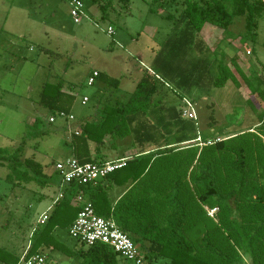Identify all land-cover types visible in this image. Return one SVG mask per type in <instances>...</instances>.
<instances>
[{
	"label": "rangeland",
	"instance_id": "374dc122",
	"mask_svg": "<svg viewBox=\"0 0 264 264\" xmlns=\"http://www.w3.org/2000/svg\"><path fill=\"white\" fill-rule=\"evenodd\" d=\"M82 1L84 16L74 23L66 0H0V148L12 152L25 140L23 157L44 165L70 156L64 145L69 132L60 126L62 120L48 123L46 111L35 104L43 84L57 79L74 96L71 112L78 121L92 117L97 108L114 105L116 99L125 102L146 71L157 76V92L145 124L167 142L184 138L191 140L186 145L194 147L197 136L202 142L222 139L257 123L264 103L249 94L232 62L236 59L250 78L264 75V18L258 21L254 40L246 36L244 18L234 16L225 33L206 24L201 33H193L191 45L182 46L184 24L179 23L184 0H128L127 4L101 0L109 6L104 18L98 4ZM108 27L112 35L107 34ZM198 43L200 47H195ZM218 64L229 67L239 89L231 83L213 86ZM94 69L118 80L117 88L100 80L87 86ZM83 97L88 98L85 104ZM184 99L194 102L197 125L182 117ZM35 118L42 121L33 129ZM47 172L53 176L51 185L19 186L6 181L8 169L0 165V247L21 255L40 215L52 212L61 192L55 181L60 179L54 167ZM68 228V223L59 226L53 234L72 248L76 243ZM46 254L54 264H82L58 250Z\"/></svg>",
	"mask_w": 264,
	"mask_h": 264
},
{
	"label": "trees",
	"instance_id": "16d2710c",
	"mask_svg": "<svg viewBox=\"0 0 264 264\" xmlns=\"http://www.w3.org/2000/svg\"><path fill=\"white\" fill-rule=\"evenodd\" d=\"M91 1L98 4L104 18L109 6L101 4V0ZM181 6L179 25L184 24V30L179 40L182 37V46L191 45L193 33H200L206 24L225 33L234 16L244 18L246 36L254 40L258 21L264 18L263 0H184ZM198 46L199 43L195 47ZM198 51L202 52L203 47ZM232 65L250 95L264 102V75L250 78L243 74L236 59ZM217 72L212 81L214 87L231 83L235 89L240 88L236 76L227 66L218 64ZM157 79L146 71L128 100L106 105L98 122L75 121V117L73 121H64L66 125L75 122L69 127L72 129L69 149L70 157L79 163L106 162L93 156L89 147L94 143L99 150L106 138L131 137L139 153L122 169L96 185H62L55 181L61 188L62 197L54 203L46 223H37L28 229V245L21 255L0 247V263L17 264L23 254L29 258L58 250L67 257L79 259L82 264H126L106 245L86 246L75 241L76 245L68 248L53 234L59 226L68 223L70 227L81 206L89 202L97 216L115 221L130 238L143 255V264H264V110L257 114L256 126L247 131L201 141L204 144L201 147L185 145L179 152L178 148H163L144 155L143 147L157 145L164 139L162 135L155 136L152 126L149 129L145 124L149 103L157 92ZM97 80L116 88L119 84L118 80L109 79L102 73ZM74 101L73 95L63 92L60 81L43 84L37 105L46 111V116L56 112L71 114ZM246 103L253 108L249 100ZM41 121V118H35L31 127L37 128ZM180 139V142L191 141ZM24 148L25 140L12 152L0 148V165L8 169L6 181L19 186L30 183L39 187L51 185L53 176L47 170L53 168L55 162L44 165L33 157L24 158ZM168 154L171 157L158 158ZM122 175L125 176L120 179ZM151 177H155L157 183L154 199L139 197L116 204L111 202L107 191L109 182L122 185ZM206 209H216L215 215L208 216Z\"/></svg>",
	"mask_w": 264,
	"mask_h": 264
},
{
	"label": "built area",
	"instance_id": "2783aa9c",
	"mask_svg": "<svg viewBox=\"0 0 264 264\" xmlns=\"http://www.w3.org/2000/svg\"><path fill=\"white\" fill-rule=\"evenodd\" d=\"M69 7V15L73 19L74 23H80L83 14V2L81 0H66ZM107 34L112 35L113 29L107 28ZM99 76V72L93 71L87 78L86 85L93 86ZM88 102L87 97H83L82 104ZM185 105L182 110V117L188 120H192L197 125L196 121V109L195 104L183 100ZM56 120H62L70 122L74 120L72 114H65L63 112H56L50 115L47 119L48 123H55ZM198 145H204L200 138L196 139ZM209 144V142L207 143ZM128 158H122L115 161H106L104 163L89 162L79 163L74 158H67L62 161H57L54 164V169L59 175L60 183L62 185L78 184V185H96L99 181L106 178V176L122 169ZM62 197L59 193L58 201ZM80 200V198H78ZM54 202V203H55ZM54 205V204H53ZM50 214L44 212L38 219V224L43 225L48 220ZM68 234L72 240L86 246H94L96 244L106 245L114 251L126 264H143V255L139 249L134 245L130 238L124 234L117 226L115 221L105 219L97 216L94 212L91 203H84L77 213L76 218L68 228ZM21 256L17 264H52L46 253L36 254L29 258ZM2 264V263H0Z\"/></svg>",
	"mask_w": 264,
	"mask_h": 264
},
{
	"label": "crops",
	"instance_id": "0c3cea01",
	"mask_svg": "<svg viewBox=\"0 0 264 264\" xmlns=\"http://www.w3.org/2000/svg\"><path fill=\"white\" fill-rule=\"evenodd\" d=\"M92 71H97V72L101 73L97 69H94ZM89 75L90 74H88V76ZM58 82H60V79L59 80L57 79L56 82H51L50 84H57ZM62 84H63V82H62ZM63 92L72 95L69 91L67 92L64 89H63ZM128 98L125 100V102L128 100ZM119 100L120 99H116L115 100V104L125 103V102H122V101L120 102ZM101 101L102 100H100L99 104H102ZM261 102L264 103L263 101H261ZM35 104L37 105V101L35 102ZM103 108H104V106L101 107L100 109L97 108V112L94 113V114H99L97 117H94V114H93L92 117L90 115V116H88L85 119H88L91 122H98V121H100ZM253 108H251V109H252L253 112H255L254 111L255 108L254 109ZM153 112H151L150 114H153ZM71 114L73 115L72 112H71ZM47 117H49V116H46V119H47ZM75 120H76V118H75ZM60 126L63 129H65L64 128L65 126H67V128H69L71 126V123H69V124L66 125L64 121H60ZM254 126H256V125L254 124L253 127ZM64 131H66V130H64ZM67 131L69 132V137H70V134L72 132V129L69 128V129H67ZM251 131H253V130H251ZM228 136H231V135H228ZM69 137H68V141H65L64 145H68V150H69V153H70V149H69ZM197 138H200V136H197ZM217 139H219V138H217ZM180 141H182V140L181 139H178V140H176L174 142H167V140H163V141L162 140H159V143L157 145H146L145 147H143V149H142L144 151L143 154L146 155L148 153L157 151V149L171 148V147L178 148L177 151L179 152L181 150H184L185 149V145H186V142H180ZM200 141H201V138H200ZM160 146H163V147H160ZM198 146L201 147L200 145H198ZM89 147H90V151L93 154V156L100 157V158L104 159V161H115V160L122 159V158L131 159L133 157H136L138 155V153H139V151L133 146V140H132L131 137L126 138V139H122V140H120V139H109V138H106L104 145L101 146L99 148V150H96V145L94 143H90ZM165 157L166 158L167 157H171V154L161 155L158 158H165ZM124 176L125 175H122L120 177V179L121 178L123 179ZM120 179L118 178V180H120ZM140 180L138 182H135V183H132V182L129 181V182L124 183L122 185L114 184L112 181L109 182V186H108L107 191H108V195L110 197L111 202L113 204H116V203H118V202H120L122 200H125V199H134V198H139V197H147V198H153L154 199L155 198V195L157 194V192H156L157 189H156V186H155L157 183H156L155 177H151L150 180L149 179H146L144 181L143 180L140 181ZM187 182L189 184V187L192 188L193 185L191 184V182L189 181L188 178H187ZM105 184H107V183H105ZM169 192H170V190H169ZM158 193H161V192H158ZM215 212H216V209L207 210V214L210 217H213L214 214H215ZM159 217H162V216L159 215ZM52 264H54V263H52Z\"/></svg>",
	"mask_w": 264,
	"mask_h": 264
}]
</instances>
